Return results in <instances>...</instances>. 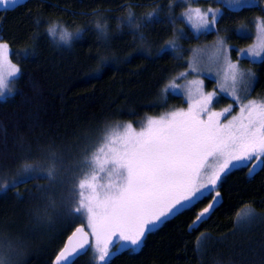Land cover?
I'll use <instances>...</instances> for the list:
<instances>
[{"label":"trees","instance_id":"16d2710c","mask_svg":"<svg viewBox=\"0 0 264 264\" xmlns=\"http://www.w3.org/2000/svg\"><path fill=\"white\" fill-rule=\"evenodd\" d=\"M189 5L219 9L215 30L192 33L182 16ZM153 12L151 22L143 20ZM258 18L264 20V0L240 10L217 0H26L14 10L0 9V40L19 68L12 91L0 98V237L16 250L6 262L52 264L67 235L83 225L74 210L75 183L89 161L74 174L96 142L123 123L137 126L182 106L183 96L165 89L188 67L191 48L220 37L234 55L254 42ZM53 23L73 34L67 44L58 34L49 36ZM170 41L179 47L161 55ZM252 64L251 94L264 98V59ZM203 79L207 89H216L214 79ZM220 101L232 102L225 95ZM249 166L218 186L222 203L196 229L189 225L211 196L147 235L138 251H120L103 264H264V166L251 175ZM50 170L60 171L57 184L63 186L51 202ZM250 209L259 217L239 221ZM44 214L54 217V226ZM88 251L72 264H94Z\"/></svg>","mask_w":264,"mask_h":264},{"label":"snow or ice","instance_id":"6c2138e0","mask_svg":"<svg viewBox=\"0 0 264 264\" xmlns=\"http://www.w3.org/2000/svg\"><path fill=\"white\" fill-rule=\"evenodd\" d=\"M26 0H0V9L14 10ZM230 10H240L254 6L257 0H217ZM155 12L147 13L143 20L151 22ZM199 34L211 32L220 18V10L188 9L182 14ZM135 21L129 13L127 24L131 27ZM141 25L136 24L139 28ZM97 30L106 29L97 24ZM78 29V33H82ZM238 32L246 31L237 29ZM257 43L247 49H240L241 56L252 59H264V20L256 21ZM47 32L50 37L58 34L59 41L67 44L73 34L57 23H53ZM141 39H144L141 36ZM175 41L162 46L161 55L169 49H177ZM229 49L223 40L217 41L216 58H222L227 64L225 81H231V90L220 85V91L227 92L234 103L239 104V112L227 123L221 117L229 112L232 105L222 111H212L217 102V93L204 92L203 80H189L181 86L175 82L166 86L171 95H180L183 87L187 92L186 110L165 113L159 117L147 118L137 131L131 123L119 126L109 138L96 161L103 171L111 165L116 176L97 191L94 183H89L91 194L86 206L87 228L77 227L67 236L63 247L58 251L53 264L67 261L85 246L90 244L98 254L97 261L104 262L120 251L140 249L147 235L159 230L165 223L184 211L191 210L201 200L211 196V200L195 216L189 225L190 231L209 218V214L221 203L218 186L233 171L247 167L251 175L258 167L264 166V102L248 101L240 103L236 85L245 76L251 80L255 74L242 72L238 65L228 61ZM9 44L0 40V95L3 94L5 81L19 73L17 65L9 59ZM191 72H198L194 64L189 65ZM187 73H180L185 78ZM83 187V185H82ZM215 192V195L212 193ZM242 220L252 219L248 213ZM116 245H119L116 248ZM201 247L197 242V249ZM115 248V252L113 249Z\"/></svg>","mask_w":264,"mask_h":264},{"label":"rangeland","instance_id":"374dc122","mask_svg":"<svg viewBox=\"0 0 264 264\" xmlns=\"http://www.w3.org/2000/svg\"><path fill=\"white\" fill-rule=\"evenodd\" d=\"M187 1H191V0H187ZM195 9V8H199L201 10H207L209 8L216 10V7H212V6H199V5H189L184 11L183 13H186L188 9ZM183 16V15H182ZM185 22L189 25L192 33L194 34H198L196 32V30L192 27V22H189L185 16H183ZM257 20H262L260 18H258ZM256 20V21H257ZM256 25V24H255ZM204 31H201L200 33H202ZM255 39L254 42L246 47H237L236 52L234 53V55H232L231 53V47L226 44L224 42V40L220 37H217L215 40H213L212 42L209 43H202V44H197L194 45L191 50H190V54L188 56V67L182 71L181 73H187L185 78H179V74L178 73L176 76L172 77L168 83L166 84L169 85L170 83L173 82L174 78H175V82L181 86H184L187 84V81L189 80H196V79H200L203 80V77H210L212 79L215 80L216 82V89L215 90H210L207 89L205 87V83H204V92H213L215 91L217 93V102H214L211 106V110L212 111H222L225 108H228L229 105H232L231 109L229 110V112L225 113L224 117H221V122L222 123H227L228 120H230L232 118V116L236 115L239 112V104L234 103L233 99L231 97H229L227 95V92H221L220 91V85L223 84L225 85L226 88H228V90H231V81H225V73L227 70V64L226 62L220 58L219 60H217L216 58V49H217V41L218 40H223L224 46H226L229 51H228V61H230L231 63H235L238 65L239 69L244 72V73H248V72H252L254 73V68H253V62H257L261 59H252L249 58L247 55L241 56L239 54L240 49H247L250 46H254L257 43V31L255 30ZM264 56V53H262V57ZM10 59V58H9ZM249 60V62H246L245 60ZM190 64H194V66L198 69V72H191L189 65ZM17 75L13 76V77H8L5 81V88L3 89V94L0 95V98H3L5 95L9 94L12 91V83H13V79L16 77ZM253 83H254V77L249 80V78L247 76L244 77L243 80L239 81L236 85V89H237V95L240 98V103L241 104H246L248 103V101L252 100V101H257V102H264V98H258L255 97L254 95L251 94L252 92V87H253ZM180 93L183 96V99L185 100V103L182 106H177V107H172L170 108L168 111L161 113L160 115L154 116V117H159L165 113L171 112V111H177V110H186L188 108V104L191 102L188 100V96H187V92L184 90V88L182 87L180 89ZM221 95H225L226 97L230 98L232 100V102L230 103H223L222 101H220V97ZM150 118V117H148ZM146 121V118L143 119L137 126H135L133 124V127L138 131L144 124V122ZM125 124H128V122L123 123L119 126H123ZM118 126V127H119ZM118 127L115 128L113 131H111L110 133H108L105 136H102L95 144V148L93 149V151L90 153V155L88 157H85L82 159L80 165L77 168V173L74 174L75 176H79L80 175V171H82L85 167V160L89 161V167L86 170H83L84 172L81 173L80 177L77 179L76 183H75V187H76V194L74 197V210L77 212L76 214H78V217L80 218L81 221H83V225L85 226V229L87 231H90L87 228V217H86V206L88 204V196L91 194V190L88 187L89 183H94L97 186V191L102 193V189L105 185H107L109 182L114 181L116 179V176L114 174H112V167L111 165H107L105 170H101L98 166H97V159L99 157H101L102 155V150L106 151V145L109 143V138L111 136H113L116 131L118 130ZM91 160V161H90ZM248 165L249 168L253 167V164L249 163ZM48 175L51 179V182L54 183V186L50 185V190H49V195L47 196V201H53L56 196H58L59 194H61V187L57 184L58 179L61 177V173L59 170H50L48 171ZM83 185V187H82ZM60 187V189H59ZM72 203H73V198H72ZM57 203H50V204H46V208L51 207L52 209H54L55 205H57ZM47 209L42 210L41 215L43 214V212H45ZM249 213L252 214V219L253 220L254 217L257 218L259 217V214L254 211H252L250 209ZM56 215V214H55ZM241 217L244 216H240L239 217V221H242ZM54 217H52V215L47 216L44 214V222L47 225L50 226H54ZM247 220V221H250ZM8 239L9 238H5V236L0 237V264H12V263H7L5 258L8 256H13V254L15 255L16 250L15 249H11L8 248L10 245H8ZM92 241V238H91ZM119 246V245H116ZM89 258L92 259V261L94 262V264H103L104 262H98L97 261V256L98 254L95 252L94 247L92 246V242H91V246L90 249L88 251V255Z\"/></svg>","mask_w":264,"mask_h":264},{"label":"water","instance_id":"95a60500","mask_svg":"<svg viewBox=\"0 0 264 264\" xmlns=\"http://www.w3.org/2000/svg\"><path fill=\"white\" fill-rule=\"evenodd\" d=\"M77 227H83L84 228V226L82 225V224H80V225H77L75 228H77ZM75 228L68 234V235H70L74 230H75ZM84 230L86 231V232H88L85 228H84ZM67 235V236H68ZM67 238V237H66ZM66 238H65V240H66ZM65 240H64V242H63V245H64V243H65ZM89 240H90V244L89 245H87V246H85V248L84 249H82V250H80L77 254H75L73 257H71L69 260H67V261H62L61 262V264H72L78 257H80V256H82V255H84L87 251H88V249H89V247L91 246V237H89ZM63 245H62V247H63ZM61 247V248H62ZM57 255V254H56ZM55 255V256H56ZM55 258V257H54ZM54 258H53V261H54ZM53 261H52V264H53Z\"/></svg>","mask_w":264,"mask_h":264}]
</instances>
